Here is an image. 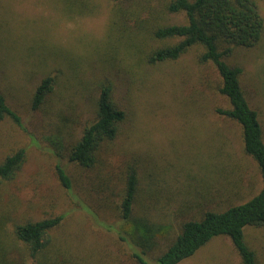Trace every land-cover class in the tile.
Here are the masks:
<instances>
[{"label": "rangeland", "instance_id": "1", "mask_svg": "<svg viewBox=\"0 0 264 264\" xmlns=\"http://www.w3.org/2000/svg\"><path fill=\"white\" fill-rule=\"evenodd\" d=\"M259 5L264 17V0ZM135 7L116 0H0V89L23 123L0 122V162L20 148L26 155L15 178L0 184L5 264H137L138 248L119 208L133 170L138 213L148 205L155 221L172 224L165 247L198 210L225 209L262 189L258 163L244 150L242 125L217 112L230 107L216 89L217 69L198 62L199 47L178 60L149 64L146 55L158 44L140 25L151 14L138 17ZM165 19L186 22L184 14ZM229 61L243 67L241 83L264 130V32L255 46L236 47ZM47 75L57 79L54 93L33 109L34 92ZM103 82L112 85L126 118L117 138L103 143L96 165L86 168L69 161L65 150L58 155L53 140L80 137L96 117ZM60 163L71 188L57 174ZM60 215L46 249L35 256L14 234L19 223ZM245 234L264 264V226H249ZM161 253H150V264ZM179 264L242 261L232 240L219 236Z\"/></svg>", "mask_w": 264, "mask_h": 264}, {"label": "trees", "instance_id": "2", "mask_svg": "<svg viewBox=\"0 0 264 264\" xmlns=\"http://www.w3.org/2000/svg\"><path fill=\"white\" fill-rule=\"evenodd\" d=\"M116 1L136 5L134 9L138 17L144 16V13L151 14V19L142 20L144 23L140 25L158 44L146 55L149 64L175 61L193 47L200 48L198 62L214 65L220 75L216 89L230 102V107L218 108L217 112L242 125L244 150L258 163L263 179L262 189L246 202L225 209L206 208L193 213L189 219L181 222L176 237L165 247L162 241L170 235L172 224L155 221L153 209L148 205L141 207L142 215L138 213L139 179L136 170L131 171L127 175L119 208L122 220L129 225L125 230L128 239L138 248L133 252L137 264H150L148 255L157 249H162L155 259L157 264H179L219 236L232 240L242 264H260L255 250L246 241L245 229L264 226V130L259 113L251 107L241 83L243 67L229 61L236 47H253L262 38L264 17L259 0ZM156 12L163 14V22L155 21ZM169 14H184L186 22L165 23V17ZM56 85L55 76L44 77L34 92L32 108L40 109L46 105ZM6 118L23 126L21 116L0 89V122ZM125 118L126 112L115 100L112 85L103 82L94 120L86 124L78 139H72L69 143H64L62 139L53 140L55 151L62 155L65 150L69 161L93 168L103 143L117 138ZM25 156V149L20 148L0 162V184L15 178ZM57 174L66 188L72 187L71 178L61 163L57 165ZM62 218L60 215L19 223L14 227V234L35 256L46 249L50 231L61 223ZM120 236L121 240H127L126 236ZM6 255L0 245V264H5Z\"/></svg>", "mask_w": 264, "mask_h": 264}]
</instances>
